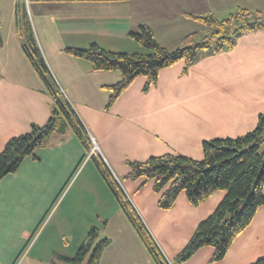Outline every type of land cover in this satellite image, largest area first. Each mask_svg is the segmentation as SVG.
<instances>
[{"label": "crops", "instance_id": "obj_1", "mask_svg": "<svg viewBox=\"0 0 264 264\" xmlns=\"http://www.w3.org/2000/svg\"><path fill=\"white\" fill-rule=\"evenodd\" d=\"M23 3L56 83L97 150L94 153L92 147L87 151L71 131L54 133L47 145L36 151V157H27L15 173L0 180V253L6 254L10 246L7 238L15 231L16 217H10L12 205L18 202L20 207L24 198L30 199L40 184L33 181L39 182L43 174L45 178L50 174L62 177L67 166L71 167L80 156L81 163L88 158V164L95 155L104 160L118 180L167 260L177 263L178 254L199 223L214 212L226 192L216 191L199 206L182 192L171 209H161L154 181L125 178L128 162H144L165 154L202 160L205 141L237 138L254 130L264 115V27L244 33L230 50L201 52L189 67L179 61L161 70L149 88L146 77L136 78L110 106L111 87L121 81V73L96 71L89 60L65 50L98 44L111 51L146 53V49L140 51L134 39L129 42L130 33L142 25L150 27L157 41L171 49L192 32H208L195 17L224 20L244 8L259 11L264 18V0H0V152L11 138L29 132L32 125L44 126L51 116L53 100L27 58L17 32L16 9ZM61 186L53 187L45 200L58 203L61 195L57 189ZM17 193L23 198L11 201ZM86 198L90 200L89 195ZM77 210L53 223L51 231L62 237L61 243L54 235L45 237L53 219L46 222V216L33 226L25 219L18 245H12L11 250L25 245L13 264H63L60 256H74L90 230L85 224L81 231L85 239L74 234L81 223ZM126 232L122 250L107 258L110 241L100 264H126L132 251L140 252L142 264H156L137 232L139 240ZM213 255V247L205 246L177 264H252L264 258V206L235 238L225 258L211 262Z\"/></svg>", "mask_w": 264, "mask_h": 264}, {"label": "trees", "instance_id": "obj_2", "mask_svg": "<svg viewBox=\"0 0 264 264\" xmlns=\"http://www.w3.org/2000/svg\"><path fill=\"white\" fill-rule=\"evenodd\" d=\"M195 18L207 26L208 32L186 35L174 50L161 45L152 29L142 25L130 36L147 50L146 53L111 51L98 44H91L85 49L67 47L65 51L89 60L96 71L121 73V81L111 87L110 106L136 78L146 77V88H149L156 83L161 70L179 61H185L189 67L198 60L201 52L216 54L230 50L244 33L264 27L261 12L244 8H239L224 20L210 16ZM16 27L23 50L53 102L51 116L44 126L32 125L29 132L15 136L6 143L0 152V180L15 173L27 157H36V151L47 145L54 133L73 132L87 151L93 144L86 127L48 67L25 3L17 6ZM2 46L0 19V48ZM203 151L202 160L165 154L144 162H128L129 172L125 178L154 181V190L160 194L158 206L161 209H171L182 192L195 206L202 204L216 191L226 192L214 212L199 223L186 247L178 254L177 263L189 260L205 246L214 249L211 262L222 260L235 238L251 224L258 209L264 206V115L260 116L257 127L251 132L237 138L205 141ZM91 157L153 261L156 264H170L104 160L95 155ZM97 237L98 230L91 228L74 256H60L59 259L63 264H83L90 254L88 264H100L102 253L111 240L105 238L97 242ZM252 264H264V258Z\"/></svg>", "mask_w": 264, "mask_h": 264}, {"label": "rangeland", "instance_id": "obj_3", "mask_svg": "<svg viewBox=\"0 0 264 264\" xmlns=\"http://www.w3.org/2000/svg\"><path fill=\"white\" fill-rule=\"evenodd\" d=\"M161 40L166 42L164 39ZM131 41H133V39L130 38L129 42ZM136 44L141 49L140 51H145V48L141 46V44ZM177 47L178 46H175L170 50H174ZM92 147H94L93 144ZM81 158L82 156H80V159L73 163L71 167L67 166L68 170H66V173L63 172L62 177H60L59 174L58 176L55 174H50L47 178H45L43 174L39 182L34 180L33 184L40 183L37 188L38 190L34 189L31 192L32 195L30 196V199L24 198L20 207L19 204H17L18 202L16 203V206L12 205L13 208H11V211H14L10 214V217H16H14L16 219L14 222L15 231L14 234L10 232L9 237L7 238L10 242V246L7 248L6 254H1L2 252L0 253V264H13L20 249H22V246L25 245L22 244L19 250H17V246L16 251H13V249L11 250L12 245H18L17 242H19V232L25 225V219L27 224H29L30 221V226H33L37 221V223H39L40 220L46 216V222L53 219L49 225V228L47 229L48 232L46 233L45 237H51L54 235L57 238L58 243H61L62 237L58 233H53L51 231V229L54 230V221L56 219L62 221L66 216L74 215L76 209H79L77 210V213L79 214L78 221L81 223L77 224L74 234L79 235L80 239H85L86 236L81 233L84 225L87 224L89 226L88 229H91L94 226V228L98 230L97 242H100L103 240V238H109L112 241V248L110 249L107 258H109L111 255L114 256L117 250L118 252L120 249L122 250V243L124 242V238L127 236L126 231L131 233V237H137L134 229L126 220L119 202L109 190L98 168L92 161L87 164L88 158L81 163ZM45 183L47 185H45ZM60 183L62 186L57 189V194H59V196L61 195V198L59 199L58 203L54 205L52 201L49 202L48 198L45 200V196L51 194L53 187L57 188ZM64 186H66V188L65 190H62ZM88 188L89 191L87 190ZM84 195H86V197L89 195L90 200L84 197ZM22 198L23 194L20 195V193H17V195L12 197L10 200L20 201ZM60 204L61 206L59 207ZM53 205L54 207L51 209ZM82 211H85V213ZM66 233L68 232L64 231V234ZM137 240H139L138 237ZM77 245L78 244H76L74 247H77ZM139 245L142 246L140 241ZM138 252L135 251L133 253L132 251V254L128 258L126 264H142L143 259L139 255L140 252ZM89 256L90 254L86 257L83 264H88ZM174 262L175 261L171 263L169 261L170 264H177Z\"/></svg>", "mask_w": 264, "mask_h": 264}, {"label": "built area", "instance_id": "obj_4", "mask_svg": "<svg viewBox=\"0 0 264 264\" xmlns=\"http://www.w3.org/2000/svg\"><path fill=\"white\" fill-rule=\"evenodd\" d=\"M97 148L94 147V149L92 150L94 153L96 152Z\"/></svg>", "mask_w": 264, "mask_h": 264}]
</instances>
